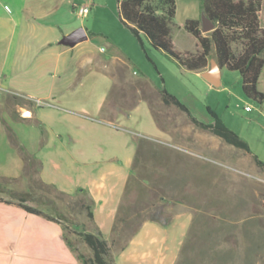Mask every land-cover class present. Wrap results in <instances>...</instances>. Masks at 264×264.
Listing matches in <instances>:
<instances>
[{"label": "crops", "instance_id": "crops-1", "mask_svg": "<svg viewBox=\"0 0 264 264\" xmlns=\"http://www.w3.org/2000/svg\"><path fill=\"white\" fill-rule=\"evenodd\" d=\"M79 5H87L86 15L77 13ZM96 6L95 0H0V177L21 175L17 145L22 146L39 161L42 182L72 196H86L92 212L87 230L96 229L108 241L125 187L131 179L143 182L133 179L138 161L155 155L153 139L164 135L169 139L164 140V155L171 160L161 161L165 180L155 175L149 181L164 183L170 212L144 220L127 245L114 253L115 264H176L190 230L210 217L253 229L255 215L236 219L239 208L227 199L228 193L251 181L216 170L210 174L204 161L178 157L181 150L188 155L206 148L241 155L176 107L171 110L178 121L169 129L159 126L141 88L131 100L126 49L135 50L138 43L112 17L103 21L115 29L114 35L94 31ZM260 24L264 29V10ZM80 28L85 37L80 33L73 44L60 42ZM99 42L119 55L122 67L116 55L99 53ZM260 83L264 65L258 88ZM141 85L158 92L146 79ZM139 115L146 128L142 120L134 123ZM233 162L264 175V165L255 161ZM62 225L0 200V264H80L65 242Z\"/></svg>", "mask_w": 264, "mask_h": 264}, {"label": "rangeland", "instance_id": "rangeland-1", "mask_svg": "<svg viewBox=\"0 0 264 264\" xmlns=\"http://www.w3.org/2000/svg\"><path fill=\"white\" fill-rule=\"evenodd\" d=\"M95 2L97 3V15L96 20L92 23L93 30L101 35L111 31V34L114 35L115 29L106 24L103 19L107 16L120 21L117 0H95ZM175 6L172 32L174 48L182 52L194 51V39L185 32L183 24L186 19L200 18V0H175ZM88 19L89 16L84 18V20ZM136 41L138 44L135 50L126 49L131 58L128 75L131 100L141 88V93L145 97L151 96L152 111L159 126L169 129L170 123L178 121L176 114L171 110L173 105L163 104L157 94L142 87V80L146 79L158 91L164 89L174 95L186 107L187 112L185 113L189 117H194L205 124L212 123L214 117H219L247 145V149L235 147L213 134L224 141L226 145L236 149L241 157L228 155L222 148L218 150L206 148L188 155L181 150L182 153L178 156L180 159L183 161L186 159L188 161H204L210 169V174L216 170L251 181V184L248 185L243 182L241 189L228 193L227 199L234 201L239 208L236 219H244L250 214L255 216L252 219L254 221H252L253 229L243 228L240 222L230 223L222 221V219L219 221L218 218L212 220L211 217L202 224V227L194 225L176 264H264V175L262 173H259L261 175L252 174L250 167L246 164L239 166L233 162L255 161L254 157L264 162V101L258 102L244 94L241 78L236 70L222 67L220 84L214 86L200 74L182 68L168 55L153 48L143 34L141 42L137 39ZM98 48L101 55H116L117 64L119 67L123 66L119 55L112 52L105 43L99 42ZM122 71L123 69H121ZM123 73L127 75V72ZM259 88H264V84L260 83ZM133 104L135 103L131 101V106ZM140 120H144L142 115L135 117L134 123ZM142 125L143 128H146L144 121ZM159 138L153 139L154 145H157V153L148 161H138L137 173L133 179L140 178L143 182H135L131 179L124 198L128 205L137 206L143 219L163 218L170 212L168 207L170 199L164 183L161 182L165 180V177L162 176L165 164H161V161H171L170 156L164 155L165 151L163 150L166 145L165 141L169 142V139L164 135ZM155 175H159L161 181H149ZM253 183L257 188L256 191L253 189ZM8 187L9 191H13L17 195L3 192L0 193L1 196L16 201L18 193L27 192L26 200L29 204L60 217L61 223L70 229L83 231L91 227L85 209L80 206V201L88 203L83 194L62 195L38 183L28 182L24 178L9 184ZM240 225L241 228L238 227ZM70 238L79 252L85 256L91 254L78 235H70ZM108 241L110 242V239Z\"/></svg>", "mask_w": 264, "mask_h": 264}, {"label": "trees", "instance_id": "trees-1", "mask_svg": "<svg viewBox=\"0 0 264 264\" xmlns=\"http://www.w3.org/2000/svg\"><path fill=\"white\" fill-rule=\"evenodd\" d=\"M117 2L120 22L131 31L139 42H141L143 34L153 48L162 51L175 60L179 66L189 71L202 72L206 70L209 59L213 58L221 68L226 67L239 72L242 89L247 97L258 102L264 101V92L257 88L258 78L264 65V29L260 24V12L264 10V0H200L201 13L212 20L214 28L202 32L200 18L185 20L183 29L195 42L193 52L177 51L174 48L172 32L176 8L175 0H117ZM157 95L163 104L173 105L179 110L187 112L186 107L164 89L158 91ZM146 98L152 111L151 96L148 95ZM152 114L155 117L153 111ZM190 119L195 125L209 130L227 143L247 149L246 142L229 129L219 117H214L213 122L208 124L202 123L194 117H190ZM12 141L15 144V140ZM17 148L23 160V170L19 177H0V193L9 192L11 195H17L13 191H9L8 185L24 178L28 182H35L51 188L59 194L72 196L42 182L38 176L39 161L32 154L27 153L22 146L17 145ZM254 160L257 164L264 165V162L257 157H254ZM127 188L128 184L111 227L110 242L105 240L96 229L93 232L76 231L62 225L65 242L75 253L80 264H115L114 253L127 245L142 222L146 219L157 218L143 219L137 206L125 203ZM79 192L82 190L79 189ZM27 196V192H20L16 196V201L2 197L0 200L16 204L29 213L61 224L60 217L24 203ZM80 206L85 209L87 218L91 222L90 205L80 201ZM70 235H78L91 254L85 256L79 252L70 239ZM114 247L115 251L113 252Z\"/></svg>", "mask_w": 264, "mask_h": 264}, {"label": "water", "instance_id": "water-1", "mask_svg": "<svg viewBox=\"0 0 264 264\" xmlns=\"http://www.w3.org/2000/svg\"><path fill=\"white\" fill-rule=\"evenodd\" d=\"M200 27L202 32L210 31L214 28V23L210 20L207 16L201 13L200 16ZM82 34L85 37V32L82 28L77 29L70 35L63 37L60 41L63 44H73L79 40L78 34ZM220 70L221 67L216 63V61L211 58L209 59V68L202 71L201 75L204 77L210 84L214 86H218L220 84L219 77H220Z\"/></svg>", "mask_w": 264, "mask_h": 264}, {"label": "built area", "instance_id": "built-area-1", "mask_svg": "<svg viewBox=\"0 0 264 264\" xmlns=\"http://www.w3.org/2000/svg\"><path fill=\"white\" fill-rule=\"evenodd\" d=\"M76 11L79 15L84 16L87 14L88 7L87 5H79L76 7ZM246 108L248 109V106Z\"/></svg>", "mask_w": 264, "mask_h": 264}]
</instances>
